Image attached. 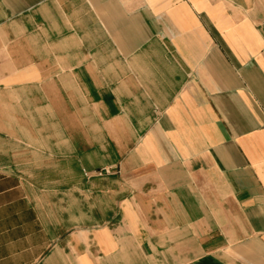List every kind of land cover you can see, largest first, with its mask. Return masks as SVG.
I'll return each instance as SVG.
<instances>
[{
	"label": "crops",
	"instance_id": "0c3cea01",
	"mask_svg": "<svg viewBox=\"0 0 264 264\" xmlns=\"http://www.w3.org/2000/svg\"><path fill=\"white\" fill-rule=\"evenodd\" d=\"M0 264H264V0H0Z\"/></svg>",
	"mask_w": 264,
	"mask_h": 264
}]
</instances>
